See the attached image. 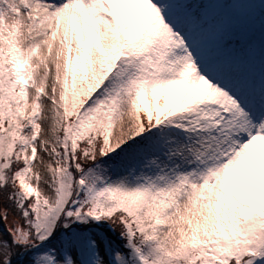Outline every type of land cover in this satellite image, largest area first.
<instances>
[{
  "label": "snow or ice",
  "instance_id": "6c2138e0",
  "mask_svg": "<svg viewBox=\"0 0 264 264\" xmlns=\"http://www.w3.org/2000/svg\"><path fill=\"white\" fill-rule=\"evenodd\" d=\"M0 264H264V0H0Z\"/></svg>",
  "mask_w": 264,
  "mask_h": 264
},
{
  "label": "rangeland",
  "instance_id": "374dc122",
  "mask_svg": "<svg viewBox=\"0 0 264 264\" xmlns=\"http://www.w3.org/2000/svg\"><path fill=\"white\" fill-rule=\"evenodd\" d=\"M146 103H147V101H146Z\"/></svg>",
  "mask_w": 264,
  "mask_h": 264
}]
</instances>
